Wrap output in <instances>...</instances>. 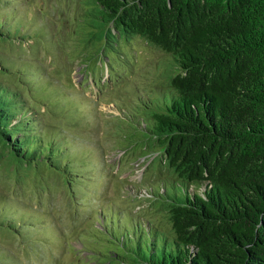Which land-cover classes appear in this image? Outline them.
I'll return each mask as SVG.
<instances>
[{
	"label": "trees",
	"instance_id": "obj_1",
	"mask_svg": "<svg viewBox=\"0 0 264 264\" xmlns=\"http://www.w3.org/2000/svg\"><path fill=\"white\" fill-rule=\"evenodd\" d=\"M14 2L0 0V46L50 40L31 25L21 30L26 18ZM78 6L85 46L123 58V37H135L169 57L155 74L162 77L153 83L157 96L146 93L135 104L143 116V147H158L154 157L167 174L161 189L147 188L143 197L162 222L135 213L126 226L119 213L106 212L98 231L107 239L97 242H111L113 249L87 251L92 260L83 257V263L264 264V0H78ZM9 58L0 53V75H18L25 85L0 77V158L8 152L16 179L29 175L39 190L58 187L40 181L50 167L58 184L74 193L79 177L90 178L76 169L85 156L65 131L45 124L52 104L45 102L44 111L35 104L44 102L34 90L40 80L26 81ZM69 97L62 93L55 113L64 116ZM19 218L24 229L32 226L0 205V229L25 240ZM11 261V251H0V264Z\"/></svg>",
	"mask_w": 264,
	"mask_h": 264
},
{
	"label": "rangeland",
	"instance_id": "obj_2",
	"mask_svg": "<svg viewBox=\"0 0 264 264\" xmlns=\"http://www.w3.org/2000/svg\"><path fill=\"white\" fill-rule=\"evenodd\" d=\"M13 8L26 18L22 31L31 25L51 38L45 37V41L41 37L40 41L25 38L23 43L15 40L1 45L0 53L10 57L9 66L22 78L40 80L34 84V90L40 89L37 94L44 102L30 101L39 104L42 111L47 103L52 104L43 113L45 124L56 131H65L86 159L84 164H76V169L90 178L79 177L72 193L67 185L58 184L53 172L48 170L50 167H45L40 172V181L58 187L39 190L41 183L37 185L29 175L25 180L16 179L13 163L6 161L9 154L5 149L7 153L0 158V205L22 215L32 226L24 229L25 223L19 218L25 240L0 229V251H11L13 264H82L83 257L92 260L87 257V251L113 249L107 241L102 247L107 236L98 231L104 227L106 212L119 213L120 222L126 226L133 224L135 213L139 218L152 217L162 222L151 209L150 201L143 197L149 193L147 188L161 189L167 174L154 157L159 153L158 147L154 152L143 147L140 130L143 116L135 104L145 99L146 93L152 98L157 96L153 83L160 84L162 77L155 74L169 57L135 37L129 40L123 37L126 55L123 58L113 57L109 52L98 53V46H85L81 39L82 30L87 27L80 26L84 18L80 19L83 15L78 0H15ZM14 36L19 39L16 32ZM82 50L86 51L82 53ZM17 76L0 75L12 86L22 87L25 84ZM52 89L57 92H51ZM63 92L70 97L65 109L60 111L64 115L61 116L54 109ZM23 172L16 174L23 177ZM114 217L117 221L118 216ZM108 219H112L111 214ZM95 262L109 264L102 260L86 263Z\"/></svg>",
	"mask_w": 264,
	"mask_h": 264
}]
</instances>
